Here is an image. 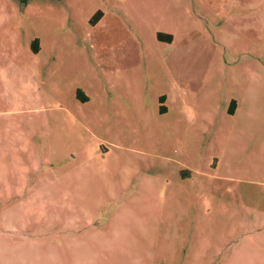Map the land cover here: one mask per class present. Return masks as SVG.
<instances>
[{
  "label": "rangeland",
  "instance_id": "1",
  "mask_svg": "<svg viewBox=\"0 0 264 264\" xmlns=\"http://www.w3.org/2000/svg\"><path fill=\"white\" fill-rule=\"evenodd\" d=\"M197 1L0 0V264H264L244 214L264 192L260 21L228 31ZM167 79L188 131L156 112Z\"/></svg>",
  "mask_w": 264,
  "mask_h": 264
},
{
  "label": "crops",
  "instance_id": "2",
  "mask_svg": "<svg viewBox=\"0 0 264 264\" xmlns=\"http://www.w3.org/2000/svg\"><path fill=\"white\" fill-rule=\"evenodd\" d=\"M198 9L206 16L207 20H209L211 16H222L224 19H227L230 27L228 31H233L236 27L243 28L245 30L251 29L250 21L257 18L258 22L260 21L258 27L259 33L257 34V39L254 41L258 48L264 49V0H218L217 3L215 2V4H213L211 9L207 8V6L205 7L203 1L200 0L198 2ZM159 40L167 45L166 48H171V45H175L174 41L176 40V35L174 33H160ZM259 60L260 61L257 62L256 65L264 67V61L260 58ZM166 62L167 63L162 66L164 71H170L176 67V64H172L171 60H166ZM125 67L126 66H123V68ZM115 71H117V69ZM166 81L167 82H164L162 87H159V89L154 92L158 101L156 112L162 115H168L172 113V110L176 108V105H178L179 108L174 110V112H178L177 123H179L181 130L188 131L189 127L186 126H192L196 123V121L193 119L195 113H192L190 107L186 104L185 94L182 95L185 91L183 83H179L174 79H167ZM81 94L82 98L87 101L88 98L83 91H81ZM128 95L132 100H136L139 97L138 94L133 92L128 93L126 96ZM161 97H164L163 104L165 112H161L159 109ZM238 110L239 101L233 98L229 108L227 109L228 114L234 116L238 113ZM193 171H196V169L189 166L183 172L184 175L190 176ZM257 196L258 202H256V198H251V203L246 202L247 204H245L244 208L245 222L247 223V227L250 229L247 234V243L258 244L260 254L261 256H264V192L258 193Z\"/></svg>",
  "mask_w": 264,
  "mask_h": 264
},
{
  "label": "trees",
  "instance_id": "3",
  "mask_svg": "<svg viewBox=\"0 0 264 264\" xmlns=\"http://www.w3.org/2000/svg\"><path fill=\"white\" fill-rule=\"evenodd\" d=\"M21 1L26 2L28 0H21ZM159 38H160V34H159ZM77 96H78V98H81L82 100H84L82 98V94H81V91L80 90H78ZM163 103H164V97H161L160 98V107H159V109H160L161 112H165V107H164V104Z\"/></svg>",
  "mask_w": 264,
  "mask_h": 264
}]
</instances>
